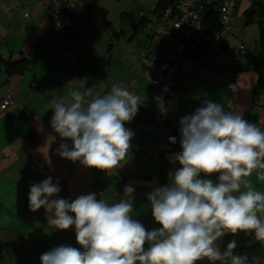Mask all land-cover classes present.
Listing matches in <instances>:
<instances>
[{"label": "crops", "instance_id": "crops-1", "mask_svg": "<svg viewBox=\"0 0 264 264\" xmlns=\"http://www.w3.org/2000/svg\"><path fill=\"white\" fill-rule=\"evenodd\" d=\"M251 1L236 0L235 13L236 6L237 14L245 7L244 13ZM26 11L30 12L29 17H25ZM143 16L146 17L145 13L141 14ZM146 19L142 27L154 23L153 18ZM51 20L50 0H0V99L6 92L12 93L15 99L14 107L3 109L0 106V185L10 182L8 194L15 198L16 206L22 211L18 212V218H28V228L17 237L9 236L11 229L6 227L8 243L0 236V264H15L16 259L17 264H41V255L58 246L80 248L74 226L68 230L53 229L48 224L44 208L36 212L29 208L31 185L48 178L36 168L38 161L45 163L53 183L59 182V198L74 200L80 195L95 193L97 199L102 198L112 204L123 198L125 186L133 187V218L150 231L161 225L154 220L147 196L156 187L168 185L169 174L182 167L178 161L172 162L175 153L182 151L181 146L173 151H165L161 147L166 134L180 133L182 117L193 113L206 101H212L222 104L225 111L242 112L246 121L264 130V123L260 121L264 113V89H255L258 75L252 70L255 59L264 62V53L260 51L258 38L253 49L247 43L244 39L247 34L241 30L242 26L232 29L233 32L225 39V49L210 51L203 61H198L195 55H187L184 59L187 66L175 76L173 83L165 84L161 89L167 108L166 115H162L155 99L158 95L151 83L154 74L149 65H143V76L135 72L134 77H129L122 70L119 78L117 74L111 75V70H116L117 66L110 58L102 57L98 65H87L77 60L70 49L74 42L68 36L69 30L63 34V41L67 34V51L58 55L50 47L54 32ZM158 21L169 27V20L161 18ZM105 26L115 29L108 18ZM143 32L142 28L138 33ZM172 36L174 39L170 45L153 53L163 56L172 51L178 41L177 36ZM239 41H245L247 46L241 50V57L235 59L231 52ZM165 42H161V46H165ZM257 46L260 49H256ZM112 49H105L110 57ZM10 63H15L16 67L23 69L22 72L8 73L6 68ZM248 64L249 71H245ZM234 69H238L235 74ZM113 85L140 97L138 113L125 125L134 132L126 161L107 173L62 158L56 151L62 140L51 127L54 102L69 103L72 91L85 93L87 88L94 86L96 95H104ZM149 122L156 124L157 130L140 128L141 124ZM201 178L217 180V176L205 177L203 174ZM248 179L255 190L264 193V181L257 179L256 172ZM0 195H5V192L1 190ZM0 207L11 212V206H7L1 196ZM11 220L14 225V218ZM38 224H41L40 228ZM0 233L6 234L4 231ZM233 240L237 244L235 255H247L249 264H264V244L254 241V234L229 233L217 243L223 252ZM6 251H10L12 257L9 263L3 261L8 255ZM199 264L211 262L204 260Z\"/></svg>", "mask_w": 264, "mask_h": 264}, {"label": "clouds", "instance_id": "clouds-1", "mask_svg": "<svg viewBox=\"0 0 264 264\" xmlns=\"http://www.w3.org/2000/svg\"><path fill=\"white\" fill-rule=\"evenodd\" d=\"M70 95L71 102L53 104L51 127L62 140L57 154L110 173L131 150L134 132L125 125L138 113L140 97L117 85L104 95H96L95 86ZM155 99L166 115L163 98ZM180 125L182 151L172 162L182 167L147 196L159 228L149 231L133 218L131 186L109 204L95 193L59 198V182L49 175L31 185L30 210L44 208L53 229L74 226L80 246H58L41 255V264H249L247 255L234 254L235 240L223 252L217 242L244 232L264 244V193L248 179L256 172L264 181V130L212 101L182 117Z\"/></svg>", "mask_w": 264, "mask_h": 264}, {"label": "rangeland", "instance_id": "rangeland-1", "mask_svg": "<svg viewBox=\"0 0 264 264\" xmlns=\"http://www.w3.org/2000/svg\"><path fill=\"white\" fill-rule=\"evenodd\" d=\"M70 1H73L75 3L76 8V12L73 16L74 23L72 27L67 29L69 30V38L73 39L74 42L71 45L70 49L77 57V60H82L83 63H86L90 66L93 64L98 65L102 61V57L110 58L117 66L116 70H111V75L114 76L117 74L118 78L119 75L122 74V70L124 71V74L127 73L129 77H134L135 72H138V74L143 76L144 71L142 67L144 64H146L147 66L149 64V58L143 55L144 51L148 50L149 56H151L153 51H162L166 46L170 45L171 41L174 39V37L172 36L173 34L170 30V23L169 27L166 26L164 22L158 21L157 16L153 13V8L155 7L158 0ZM247 1L249 3V0H245V2ZM141 11L143 13H141ZM233 11V30H237L239 26H242L241 30L244 34H247L244 39L247 41V43L250 44L253 49V44L255 45V41L258 38V27L256 23L247 25L244 22L243 13L241 12L240 14H237V6L236 13L235 9H233ZM140 13H145L146 17L153 18L154 23H149L147 26H144L143 33H138L137 35H133V37L130 38L133 33L134 24L141 19ZM106 18L110 19V21L113 22L114 28L116 29V31H118L117 34H113L112 36V32L115 29L111 30L106 28ZM66 37L67 34L64 37L63 41L65 51H67L65 42ZM234 38L238 41V37L235 36ZM161 42H165V46H161ZM110 43H112L111 47L113 48L110 51L112 57L108 56L105 53V49L109 48ZM256 49L260 48H258L257 46ZM260 51L264 53L263 49H261ZM255 52L256 51H254L253 54H256ZM249 66L250 64H248L244 70L249 71L247 70ZM127 74L126 76H128ZM8 183L10 182H3L0 185V191L3 190L5 192V195L0 196L6 201L7 206H11V212H9L6 207H0V231H4V233H6V227H9L11 229V231L7 230L10 234L9 236L17 237L18 233H21V231L25 232L23 230L28 228V225L26 224L28 222H26L28 218H18L20 216L18 212L22 211L18 206H16V201L14 200L15 198H13L12 195L8 194L9 187L11 186L8 185ZM17 204L20 205V203ZM11 217L15 220L14 225L11 224ZM35 223L37 224L36 221ZM38 225L40 228L41 224ZM18 230L19 232H17ZM0 236L4 239L5 242L8 243L9 238L7 237V233L3 235L0 233ZM7 251L6 253L8 255L4 256V258L6 257V259L2 260L6 263H9V258L12 259V257L9 253L10 251ZM15 257H17V254H15ZM15 264H17V259Z\"/></svg>", "mask_w": 264, "mask_h": 264}, {"label": "built area", "instance_id": "built-area-1", "mask_svg": "<svg viewBox=\"0 0 264 264\" xmlns=\"http://www.w3.org/2000/svg\"><path fill=\"white\" fill-rule=\"evenodd\" d=\"M235 4L236 0H176L175 13L172 6L165 10L164 18L170 21L171 31L176 33L178 38L177 44L172 51L163 56L155 53L149 56L148 50L143 53V55H148V65L153 70L154 76L151 81L153 89L159 97L163 98L164 102L165 98L161 94V89L163 85L173 83L175 76L187 66L184 61L187 55H195L198 61H203L210 51H219L222 41L229 36L233 29L232 20ZM212 7L218 12L221 24L217 30L209 31L203 22V15ZM75 12L76 8L73 1H50L51 21L54 27L50 47L58 55L65 52L63 34L72 27ZM24 15L29 17L30 12L26 11ZM246 46L245 42L239 41L231 52L233 57L239 59L241 50L245 49ZM0 106L3 109L14 107L13 94L6 92L0 99ZM260 121L264 123V113L261 115ZM140 128L142 130H157V125L151 122L143 123ZM171 137H175V142L171 141ZM180 140L181 133H168L165 135L161 147L165 151H173L180 146ZM36 168L42 176L49 175V169L43 161H38Z\"/></svg>", "mask_w": 264, "mask_h": 264}, {"label": "trees", "instance_id": "trees-1", "mask_svg": "<svg viewBox=\"0 0 264 264\" xmlns=\"http://www.w3.org/2000/svg\"><path fill=\"white\" fill-rule=\"evenodd\" d=\"M173 7L175 9L174 13L176 12V0H158L155 7L153 8V13L157 16L158 19L164 18L165 10L168 7ZM173 13V15H175ZM244 22L249 25L256 23L258 27V43L259 46L264 50V0H253L248 8L243 13ZM146 17L143 16L141 19L134 24L133 26V35H137L140 29H142L144 22H146ZM203 22H205V26L209 31L217 30L220 27V20L218 12L214 9V7L208 9V11L203 15ZM108 24V23H107ZM110 24V22H109ZM118 31L114 30L113 34H117ZM176 36V33L173 32ZM124 35V32H123ZM227 38V37H226ZM225 38V39H226ZM225 40L222 41L221 49H225L224 46ZM112 46V43L109 44V48ZM187 57V56H186ZM23 70V69H22ZM21 68L16 67L15 63H10L9 66L6 68L8 73H19L22 72ZM252 70L255 71L258 75V80L255 85V89L262 88L264 89V62L259 59H255L252 63ZM238 69H234L233 73H237ZM233 74V75H234ZM158 95V93H157ZM159 96V95H158ZM33 257V256H32Z\"/></svg>", "mask_w": 264, "mask_h": 264}]
</instances>
